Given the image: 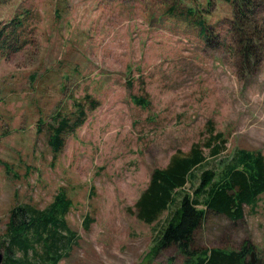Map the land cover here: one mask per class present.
Listing matches in <instances>:
<instances>
[{"label":"rangeland","instance_id":"1","mask_svg":"<svg viewBox=\"0 0 264 264\" xmlns=\"http://www.w3.org/2000/svg\"><path fill=\"white\" fill-rule=\"evenodd\" d=\"M233 9L224 0L0 3V25L23 10L33 16L25 33L30 43L0 54V235L11 208H46L63 188L76 237L58 264H184L176 247L152 252L169 211L145 224L134 204L153 168L209 138V122L227 138L220 156L238 148L264 156V40L260 63L248 64L254 60L241 52ZM199 16L210 26L206 39ZM73 100L96 106L87 105L85 121L55 154L47 123L55 108L75 111ZM256 206H244L236 221L207 211L192 246L247 244V263L264 264V194Z\"/></svg>","mask_w":264,"mask_h":264},{"label":"trees","instance_id":"2","mask_svg":"<svg viewBox=\"0 0 264 264\" xmlns=\"http://www.w3.org/2000/svg\"><path fill=\"white\" fill-rule=\"evenodd\" d=\"M5 1L0 0V3ZM224 2L234 8L233 25L244 38L241 52L248 60H254L248 64H259L264 40V16L261 15L264 0ZM168 11L174 13V7L170 6ZM187 14L195 15L196 10L189 7ZM32 18L30 11L23 10L7 24L0 25L1 55L20 51L30 43L25 33ZM195 23L200 27L199 33L208 38L210 26L205 17L199 16ZM258 47H261L259 51ZM246 67L249 69L250 65ZM243 74L245 77V72ZM133 99L143 106L150 104L143 96H134ZM88 104L95 107L96 101L91 100ZM88 104L73 100L75 111L58 107L51 112L53 121L47 123L50 129L47 140L55 154L65 145V136L75 132L85 121ZM42 120L41 116L40 125L44 122ZM213 127L209 122L207 130L210 135L203 143H193L188 152L177 150L170 156L168 165L151 170L147 187L134 204L135 211L137 218L145 224L158 221L160 215L169 211L162 228L155 233L152 252H157L159 247H176L185 259L184 264H248L247 244L234 250L196 249L192 246L195 232L207 211L236 221L243 217L244 206L254 211L257 199L264 194V156L259 151L246 148L236 149L230 158L220 156L226 149L227 138L221 132L214 133ZM206 149L209 152L204 153ZM217 157L222 158L221 162L208 165ZM67 195L66 190L60 188L46 208L22 203L10 209L6 231L0 235V249H4L0 264H58L63 256L69 254L76 235L66 221L72 206Z\"/></svg>","mask_w":264,"mask_h":264},{"label":"water","instance_id":"3","mask_svg":"<svg viewBox=\"0 0 264 264\" xmlns=\"http://www.w3.org/2000/svg\"><path fill=\"white\" fill-rule=\"evenodd\" d=\"M1 258H2V254H0V260H1Z\"/></svg>","mask_w":264,"mask_h":264}]
</instances>
